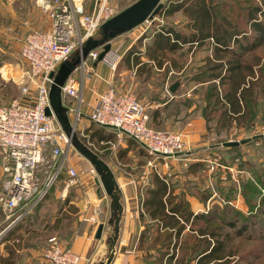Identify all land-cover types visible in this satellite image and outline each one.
<instances>
[{
	"label": "trees",
	"instance_id": "16d2710c",
	"mask_svg": "<svg viewBox=\"0 0 264 264\" xmlns=\"http://www.w3.org/2000/svg\"><path fill=\"white\" fill-rule=\"evenodd\" d=\"M176 12L187 16L188 21L183 24V28L187 31L173 25H161L159 30L149 35L151 43L145 49L148 53L147 57L155 59L157 64L161 65L160 56L166 52L179 51L184 45L186 51L190 53L194 52V49L210 46L211 59L206 58L203 61L205 66H200L190 80L199 83L209 82L213 91L210 95H213L218 103L220 102L219 106L222 109L218 119L219 126L221 125L224 130L231 127L233 122L237 125H247V129L253 128L256 124L264 125V0H168L156 15L169 17ZM132 48L135 49L134 46ZM137 59L138 57L135 56V62ZM146 70L149 73L151 66H148V63H143L139 66L138 73L146 74ZM220 89L223 90L221 96L219 95ZM183 104L189 106L188 101ZM147 115L148 125L155 130H160L158 128H162L163 124L160 108L147 109ZM254 120H257L255 124H253ZM87 129L89 133L87 139L99 141L102 138H107V135L102 132L106 127L91 122ZM218 135L219 138L216 141L220 143L221 148L227 150V156L219 162L222 166L216 163L215 172L212 173L215 181L212 185L216 191L210 187L201 189L200 186H197V190L199 196L203 197V204L214 192L215 195L213 194L212 197L218 196L222 204L209 205L207 211L193 214L191 205L184 195L172 194L170 190H167L164 181L155 177V187L150 190L144 204L148 216L154 220L147 227L154 225L157 228L146 248L154 249L157 256L148 253L144 261L145 264H183L179 259L173 262L170 258L172 254L169 256V252L176 249L182 250L185 255H188L190 264L194 260L195 264H227L229 259L223 260L225 255L220 250L223 244L218 239L221 237L222 231L216 229L217 224H220L219 226L227 224V211H230L232 217L235 218L230 222V228L239 226L246 237L252 234L249 224L254 211L250 212V217L239 218L231 204L236 194L242 195L248 202H252L251 198L254 195L256 202L254 207L257 211L259 210L260 215H264V175L255 174V166L254 169L251 166L249 171L255 175L253 178L248 176L245 180L237 176V182L232 184L228 168L235 164L232 161L240 157L239 147L248 144L251 140L260 139L261 135L254 136L251 140L235 146H224L223 142L228 141L229 138L220 131L216 133V136ZM228 135L230 136V134ZM83 142H85L84 138ZM106 145L109 146L110 143H105L103 146L106 147ZM106 153L105 150L104 154ZM202 164V161H197L193 165L201 167ZM235 167L238 170H244L241 159L238 160ZM222 175L231 179L227 188H223L219 183L221 182L219 178ZM22 211L21 204L14 212L17 215ZM24 218H21L20 221ZM260 220L259 216L257 221ZM159 225H161L160 230H158ZM15 232V229L9 230L4 236V247L8 255L0 256V264H14V245H18L20 240L14 241L16 239ZM259 234L264 237L261 233ZM183 236L186 239L182 240ZM6 241L8 242L6 243ZM227 255L235 254L228 252ZM240 258L238 257L237 260H243Z\"/></svg>",
	"mask_w": 264,
	"mask_h": 264
},
{
	"label": "crops",
	"instance_id": "0c3cea01",
	"mask_svg": "<svg viewBox=\"0 0 264 264\" xmlns=\"http://www.w3.org/2000/svg\"><path fill=\"white\" fill-rule=\"evenodd\" d=\"M91 1L92 0H90V3ZM90 3L86 4L84 0V9L88 8ZM169 18H171V16H169ZM28 24L32 25L31 29L37 28L33 21ZM1 32L3 31L0 30V33ZM150 43L149 37V40L142 48L133 49L132 46H130L126 49L124 54L120 55L115 53V56H111L115 61L114 70L102 62L103 60L101 62L97 60L93 64H90L89 67L88 64L84 67L85 77L82 89L83 103L80 107L83 113H89L91 111L97 94L105 91L108 84H110L119 91L134 92L148 109L160 108L163 123L166 126L175 128L173 125L179 122V128L182 130L177 132L186 136L190 144L188 149L183 151L184 154L181 155V152L174 157L156 159L157 163H155L154 166H150L148 165L150 157L147 155L142 145L126 135H122L121 137L117 136V132L113 129L106 128L102 130L103 134L107 135V138H102L96 142L102 154H104L105 150L107 151L104 157L101 158L108 164L115 176L121 191V204L123 206L119 222V233L114 245V256L110 264H145L144 258L147 256L145 249L146 246L150 244V240L154 237L157 228L154 225H150L149 228L147 227V225L152 224L154 220L148 216L144 201L149 196L150 190L155 187V177L163 180L167 185V190H170L172 194L184 195L185 199L191 205L193 214L199 210V204L207 205L213 196V194L209 196L205 200V204H203V197L199 196L198 192L189 190L185 194L183 189L186 180H188L187 185L190 187L196 184L194 182L195 179L193 180L190 176L199 179L201 173H206V171L212 173V168L214 169V165L216 164V162H211L209 159L205 158V156L199 155V153H204L208 146L213 145V135L216 136V134L210 130L211 125L209 127L206 119L202 117V114L194 111V106L187 107L181 102L177 103L174 101L177 100L174 98L182 99L183 97H188L191 90L196 88L195 83L193 80L184 82L182 78L179 77L183 72V67L173 62L168 64L169 68L163 74V77L160 76V73L164 72V67L167 65V62L163 61L161 65H158L155 59L147 57L148 53L145 49ZM102 47L103 46H100L99 48ZM99 48H96L97 51ZM108 56L110 55L107 54V57ZM135 56L138 57L136 62L134 60ZM121 61L125 63V66L122 67L120 64L119 70H116L117 65L119 62L121 63ZM3 63H5L4 60L0 62V67ZM143 63H148V66H151L149 72L152 75L150 78L151 82L147 79L146 74L145 77H143V73H138V68ZM5 66L6 64L3 66V69ZM21 72L20 76L22 77L24 69H22ZM170 73H174L177 77L169 82ZM3 75L5 76V74L0 71V76L2 77ZM156 76H159L157 80H155ZM145 78L147 80H144ZM162 81L163 84L161 83ZM175 81H178V85L173 92H170L169 88ZM196 84H198V86L204 85V83ZM152 97H156L160 102L155 101L157 104L151 102L150 100H152ZM26 101L28 100L25 98V102ZM165 106L167 108L166 110ZM83 118L84 119L81 120L85 123L80 120L81 122L78 123L77 127L80 132H82L81 136L87 138L89 134L87 128H89L91 122L85 116H83ZM228 141H231V138ZM105 143H110L113 149L110 151L106 149V147L110 148L111 146H103ZM208 143L209 145H207ZM100 152L99 154L101 156L102 154ZM108 154L112 163L109 160ZM207 160L210 163L207 162ZM197 161H202L203 164L201 167L193 165ZM178 163L182 165H178L177 170H174L173 173L169 175V172H166L168 168L166 167L167 164L171 165ZM70 165L76 167L74 161H71ZM178 171H180V173H178ZM231 173L232 171L230 169V174ZM178 175H184L185 179L184 181L182 180L183 182L181 181V183H179L180 186L178 190H176L177 192H175L174 186L178 183ZM187 176L188 179H186ZM172 178L176 180L171 181ZM65 183L66 181H60L57 186L59 190L57 187L52 188L51 195H54L45 198L46 201L52 203L53 206L49 209L48 213H46L48 214L47 223H35L37 217H40L42 214L37 212L40 207H37L41 203L40 201L31 209L33 212L30 211L26 214L27 219L24 218L22 221L19 219L12 225L7 222L0 228V234L4 231L1 235L3 248H0V256L5 257L8 255L4 247L5 241L3 239L9 230L15 229L16 232L14 236H16V239L14 241L17 242L18 239L20 240L18 241V245H14V264H47L44 258L46 242L40 235L42 231L54 230L56 232L55 234L59 236L56 237L63 245L71 247L76 253L88 260L86 264H98L101 260L103 261L105 259L107 255V240L112 233V227L107 224L111 212L109 198L101 188L99 192H97L98 187L94 182V177L91 180L78 178L77 183L71 186H67ZM204 185L205 184L202 186ZM210 185H206V187H211ZM70 190L74 192L72 197L69 193ZM240 197L241 195L236 194L235 199ZM194 204L197 206L194 207ZM31 215L35 217L33 221H31L30 218ZM100 224H103V228L100 237L96 238V229ZM160 227L161 225L158 226V230H160ZM37 232L40 234L39 237H35L34 239L30 237L32 238L30 241L29 237H24L27 234H31L33 237L37 236ZM60 232H62V234L59 235L58 233ZM7 242L8 241H6V243Z\"/></svg>",
	"mask_w": 264,
	"mask_h": 264
},
{
	"label": "built area",
	"instance_id": "2783aa9c",
	"mask_svg": "<svg viewBox=\"0 0 264 264\" xmlns=\"http://www.w3.org/2000/svg\"><path fill=\"white\" fill-rule=\"evenodd\" d=\"M37 3L48 17V29L29 33L19 50L20 59L27 67L22 78L34 85V97L29 96V86L22 84L21 96H29L30 100L25 102L21 97L0 105V208L11 224L29 213L63 172L67 186L78 181L77 170L67 164L71 150L69 140L53 114L45 112L49 108L50 73H54L60 63L70 62L75 52L77 61L70 62L73 70L61 86L62 101L68 115L73 114L70 120L74 129L85 116L96 125L113 129L117 136L126 135L142 145L151 161L174 157L188 149L183 134L151 128L148 107L132 93L119 91L110 84L97 94L89 113L80 110L84 67L88 61H97L99 55L96 48L86 54L82 50L102 24L121 12L110 0H92L86 9L84 0H37ZM103 59H107L106 63L114 70L113 58L106 53ZM148 164L153 165L150 161ZM21 204L23 211L15 215V209ZM44 258L47 264L88 262L56 237L47 241Z\"/></svg>",
	"mask_w": 264,
	"mask_h": 264
},
{
	"label": "rangeland",
	"instance_id": "374dc122",
	"mask_svg": "<svg viewBox=\"0 0 264 264\" xmlns=\"http://www.w3.org/2000/svg\"><path fill=\"white\" fill-rule=\"evenodd\" d=\"M136 1L137 0H110V3L113 7H116L119 11H121L122 9L130 6ZM167 1L168 0H161V3L164 4ZM85 2L86 4H88L90 3V0H85ZM238 20H239V17H238ZM32 21L35 27L37 28L31 29L32 25L31 24L29 25L28 23ZM187 21H188L187 16H184L179 13H176V14L174 13L173 15H171V18L163 17V15L150 14L149 17H147L141 24H139L138 26L134 28H130L126 30L120 29L119 31H116L114 29H110V28L107 29V28H103V26H100L92 34L91 39L95 42L94 45L96 48H99L101 45L104 46L105 44L108 43L109 49L106 51L108 55L115 56L116 55L115 53L121 55V54H124L126 49L130 46L132 47L134 46L135 49L142 48L143 45L149 40V37H150L149 35H151V33H153L154 31L159 30V27L161 25L162 26L164 24L173 25L176 28L180 29V28H183V24H186ZM48 26H49L48 17L46 13L42 11L41 8L38 7L37 0H0V30L3 31L0 33V62H3V60L5 62L0 67L2 68L0 69V71H2L3 74H5V76L4 75L2 77L0 76V105H6L14 99L21 98L22 96H21L20 87L22 84H27L29 86V92H30L29 96L31 98L34 97V94H35V90L33 88L34 85L30 84L26 79L22 78V77H25V75L22 77L20 76V74L22 73L21 70L24 69V72H25L27 70V67H26V64L23 63L22 60L20 59L19 50H20V47L25 37L29 33L33 31H46L48 29ZM185 47L186 46L184 45V47L179 51H176L174 53L166 52L164 55L160 56V60L162 62L163 61L167 62V65H165L164 67L165 70L164 72L160 73V76L163 77V74L169 68L168 64L175 61V63H177L178 66L183 67V72L182 74L179 75V77H181L184 82H187L188 80L191 79V77H193V75H195L194 73H197L198 68L200 66L201 67L205 66L203 61L208 57L210 59L212 57L211 47L208 45L202 48L194 49V52L192 53L187 52ZM101 50H103V47L98 49V53H100ZM104 55H106V53ZM77 57H78V53L75 52L71 56L70 62L72 63L76 62ZM103 57L102 59H98L99 62L103 60L102 62L108 65L106 63L107 59H103ZM94 62L88 61L87 62L88 67L90 64H93ZM5 64L6 66L3 69V66ZM120 64L122 67L125 66L124 65L125 63L121 61V63L119 62L118 65L116 64L117 65L116 70H119ZM145 73L147 75V79L150 81V78L152 75L150 73H147V70L145 71ZM143 77H145L144 73H143ZM158 77L156 76L155 80H157ZM175 77L177 76L174 75V73H170L169 82L174 80ZM147 79L145 78L144 80H147ZM161 83L163 84V81ZM194 83H195L196 88L191 90L188 97L182 98L183 103L185 101H188L189 106H194V111L199 112V114H202V117H204L207 121V125H209V127L211 125L210 130H212L215 134L220 131L222 134H225L226 137H228L229 139L231 138L232 141L239 140L242 138L243 139L247 138L248 140H251V138H253L254 136L261 135L260 139L251 140L248 144H244L239 147L240 157L238 159H235L234 161L231 160L235 164L232 167H228L232 171V173L230 174L231 179H232L231 183L233 184V182H237L238 180L237 176L245 180L248 178V176L250 177L252 176L253 178L255 175L250 173L249 171V167L251 166L253 169L255 166V169H254V171L256 172L255 174L259 176L264 175V125L256 124L253 128L247 129L248 127L247 125L246 126L242 124L237 125V123L233 122L231 127H228L223 130L222 129L223 127L221 125L219 126V121H218L221 115V111H222V109H220V106H219L220 102L218 103L215 100L216 98L213 95H210L213 93V91H212V88H210V85L208 84L209 82H204V85L202 86L200 85L198 86V84H196V83H199L198 81H194ZM183 89H187V88H183ZM130 93H132L140 101L139 97L135 95L134 92L131 91ZM221 94H223V90H221V93L219 95L221 96ZM29 96H25L23 98L30 100ZM217 97L219 98V96ZM174 99L179 100V101L174 100L177 103L182 101V99L180 98H174ZM152 100L150 101L155 104H157L155 101L160 102L156 97H152ZM70 117L73 118V114L71 115L69 114V118ZM82 119L84 118L82 117ZM81 121L79 120V122ZM256 121L257 120H254L253 124H255ZM173 126L175 128H173L172 126L168 127L163 123L162 128H158V129L173 131V132L182 130L179 128L180 127L179 122H177ZM75 131L77 133V136L82 141L84 138L86 142L84 143L89 148H91L95 153L99 155L100 147L97 144L96 140L87 139L86 137L81 136L82 132H80L79 128H76ZM228 134H230V136ZM217 138H219V135L218 136L213 135L212 144L214 146L213 145L208 146L206 151H204V153H199V155L205 156V158L209 159L211 162L214 161L218 165H220L219 162L223 161L224 160L223 158L227 156L226 155L227 150H224L223 148H221L220 143L216 141ZM184 139L186 140V143L188 144L187 146L189 147L190 144L187 141L186 136L184 137ZM207 145H209V143ZM106 149L110 151L111 149H113V146H111L110 148L106 147ZM100 153H102V151ZM182 154H184V152H182L181 155ZM100 157H104V154L101 155ZM108 157H109V154H108ZM240 159H241L242 167L244 170H238L236 169V167L234 168V166H236V164L238 163V160ZM109 160H110V157H109ZM71 161H74L76 165V167L75 166L74 167L78 172L79 179L86 178L88 180H91L93 179V177H95V173L93 171H92L93 173L90 172L91 166L87 163L86 160H84V158H81V156H79V154H77L75 150H73L72 147L69 152V158H68L67 164L70 165ZM149 161L153 165L157 163L156 160L151 161V159H149L148 163ZM207 162L209 161L207 160ZM178 165L181 166L182 164H179V163L171 164V165L167 164L166 167L168 168L166 172H169V175H171V173H173L174 170H177ZM214 166L216 167V164ZM211 172L214 173L215 168L214 169L212 168ZM178 173H180V171H178ZM212 173H208V171H206V173H201L199 176V179L190 176L193 180L195 179L194 182L196 184L190 187L187 185L188 180H186L184 187H183L185 194L189 190L193 192H198L197 186L201 185L200 188L203 189L206 187V185L212 184L214 181ZM0 178H1V172H0ZM66 179H67L66 175L63 172V174H61L59 178L57 179V181L55 182V184L56 183L57 184L56 185L54 184L49 189V191L46 193L45 197L41 200V203L39 204L40 207L38 206L39 210L37 212L42 213V214L40 215V217L38 216L37 219L35 220L36 224L47 223L48 214L46 213H48L49 209H51L53 206H52V203H48L45 198L48 196L49 197L53 196L54 194L51 195V190H53L52 188L54 187L56 188L60 181L65 182ZM184 179H185L184 175H180V176L178 175V181H177L178 183H176V186H174L175 192H177L176 190H178V187L180 186L179 183H181L182 180L184 181ZM186 179H188V176ZM219 179L221 181L219 183H221V186L223 188H227L230 185L231 179H228L225 175L220 176ZM175 180H176L175 178H172L171 181H175ZM203 184L205 185L202 186ZM210 188L214 189L213 185H211ZM57 189L59 190V187H57ZM214 191L216 190L214 189ZM69 193L71 194V197H72V194H74L73 190H70ZM213 194L215 195V192ZM251 199H252V202L250 201L248 202L241 195L240 198L234 199L235 201L232 200L233 202H231L233 206V210L239 215V218L241 217L245 219L246 217H250L251 216L250 212L253 213L254 211V215H252L251 222L249 224V226L251 225L250 231L252 234H249L247 236L251 238H247L246 236H244L243 234L244 232L242 231L241 228H239V226L235 228L229 227L230 222L235 219L230 214V211H227L228 213L227 218H226L227 224L226 225L222 224V226H219L220 224L219 225L217 224L218 226L216 225V229L222 231L221 237L218 239L221 240L223 244L220 249L222 251L221 253L225 255V258L223 260L229 259L227 260L229 261V263L227 264H264V237L260 236L259 234L261 233L262 235H264V233H262L264 232V215H260V213L258 212L259 210L257 211L256 207H254L256 203L254 201V195L252 196ZM215 203L217 205L222 204V201L220 198H218V196L212 197L210 200V203L208 202L207 205L199 204L198 205L199 210L196 211V213L207 211L209 205H212ZM195 206L197 205L194 204V207ZM31 211L33 212V210ZM259 216L261 220L257 221L259 219ZM24 217H26V214L22 218ZM30 218H31V221H33L35 217L31 215ZM7 220L8 219H6V213L0 208V228L3 227L7 222L10 223V221H7ZM216 221L219 222V220L217 219ZM236 221L238 220L236 219ZM255 222H259V223H255ZM200 224L202 225V223ZM65 228H66V225H65ZM258 231H261V232L258 233ZM3 233L4 231L0 234V248H3V243L1 241V237H2L1 235ZM37 233L38 235L34 237L31 234H27L28 236L25 235L24 237H29V241H30L32 238L34 239L35 237H39L40 234L39 232ZM55 233L56 232L54 230L53 231L51 230L42 231L40 236L46 242L45 248H46L47 241L49 240V238L56 237V236L59 237ZM58 234L60 235L62 234V232ZM183 239H186V237L183 236L182 240ZM185 243H186V240H185ZM145 252H147V254L149 253L151 255L157 256L156 251L154 249L146 248ZM228 252L229 253L231 252L232 254H235V255L229 256L227 255ZM170 254H172L170 258L172 259L173 262L179 259V261L180 262L182 261L183 264H190V259L188 255H185L182 250L176 249L175 251L169 252V256ZM238 257L239 258L241 257L240 259H243V260H237ZM144 259H146V257ZM192 262L193 263L191 264H195V260Z\"/></svg>",
	"mask_w": 264,
	"mask_h": 264
},
{
	"label": "water",
	"instance_id": "95a60500",
	"mask_svg": "<svg viewBox=\"0 0 264 264\" xmlns=\"http://www.w3.org/2000/svg\"><path fill=\"white\" fill-rule=\"evenodd\" d=\"M163 4L161 0H137L132 5L123 9L116 16L106 21L103 28H110L116 31L126 30L134 28L141 24L150 14H156ZM95 42L90 38L83 47V54H86L89 50L96 48ZM109 49V44L103 46V50L99 53L98 59H102L106 51ZM73 70V65L70 62H62L58 66L54 73H50L52 82L48 89V102L49 108L46 109V114H53L61 130L64 132L69 140V143L73 150L84 158L95 172L94 182L98 187L103 190L105 195L109 198L110 217L107 224L112 227V233L107 240V255L105 259L98 264H110L114 256V245L116 243L119 233V222L123 210L121 204V191L115 176L106 162L91 148H89L78 136L73 127V124L68 115V108L63 104L61 96V86L63 85L67 76ZM178 85V81H175L169 88L170 92H173ZM248 139L225 141L224 146H235L239 143H243ZM103 224L98 225L95 233V237L99 238Z\"/></svg>",
	"mask_w": 264,
	"mask_h": 264
}]
</instances>
